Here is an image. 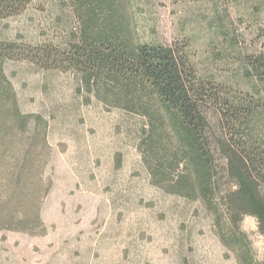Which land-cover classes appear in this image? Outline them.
Masks as SVG:
<instances>
[{
    "label": "rangeland",
    "instance_id": "obj_1",
    "mask_svg": "<svg viewBox=\"0 0 264 264\" xmlns=\"http://www.w3.org/2000/svg\"><path fill=\"white\" fill-rule=\"evenodd\" d=\"M113 11L137 43L186 45L201 77L264 94L246 76L249 59L264 55V0H120ZM84 28L67 0H37L0 23V39L67 48ZM7 71L23 111L49 121L52 188L42 209L46 235L0 232V264H239L219 238L228 230L221 197L231 187L212 206L223 217L217 226L213 209L150 184L138 150L142 117L107 109L78 73L23 62ZM240 231L263 262L257 220L245 217Z\"/></svg>",
    "mask_w": 264,
    "mask_h": 264
},
{
    "label": "trees",
    "instance_id": "obj_2",
    "mask_svg": "<svg viewBox=\"0 0 264 264\" xmlns=\"http://www.w3.org/2000/svg\"><path fill=\"white\" fill-rule=\"evenodd\" d=\"M84 21L79 42L67 48L0 39V232L44 236L42 209L52 180L49 121L24 112L8 74L11 63L43 71L75 72L107 109L146 121L138 150L149 182L164 193L212 208L221 197L226 233L222 245L239 264L256 263L240 231L245 217L264 238V94L256 96L201 77L186 45L137 43L118 23L120 0H67ZM177 1V0H176ZM37 0H0V23L28 11ZM247 77L264 86V55L250 58Z\"/></svg>",
    "mask_w": 264,
    "mask_h": 264
}]
</instances>
